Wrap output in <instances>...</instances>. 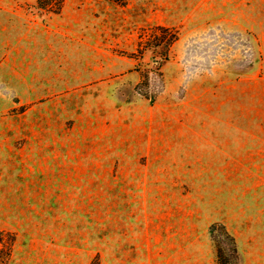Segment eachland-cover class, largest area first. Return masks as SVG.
I'll return each instance as SVG.
<instances>
[{"label":"rangeland","instance_id":"rangeland-1","mask_svg":"<svg viewBox=\"0 0 264 264\" xmlns=\"http://www.w3.org/2000/svg\"><path fill=\"white\" fill-rule=\"evenodd\" d=\"M260 227L264 0H0V264H264Z\"/></svg>","mask_w":264,"mask_h":264},{"label":"crops","instance_id":"crops-1","mask_svg":"<svg viewBox=\"0 0 264 264\" xmlns=\"http://www.w3.org/2000/svg\"><path fill=\"white\" fill-rule=\"evenodd\" d=\"M167 231H169V229H167ZM257 233L261 236V235H264V228H258L257 229ZM165 236L170 237L171 234H167V233H164ZM173 236H177V234L175 233L174 235H172L171 237ZM236 236L238 238H240L242 236V232L240 230V232H237L236 233ZM172 241H169V243H164V246L167 248H169V254L167 255V253L165 254H162V264H216L214 262V256H213V252L211 253L212 256L208 257V256H205V255H202V256H193V257H190L189 255H187L189 252H186L184 254L183 252V249L182 248H179V249H176L177 248V245L175 244H172L171 243ZM180 244V243H179ZM175 245V246H174ZM251 243L248 244V246L250 247ZM175 247L174 249H171V247ZM180 247V245H178ZM254 248H256V244H254L253 246ZM262 262V261H261ZM243 264H249V263H243ZM254 264H263V263H254Z\"/></svg>","mask_w":264,"mask_h":264}]
</instances>
